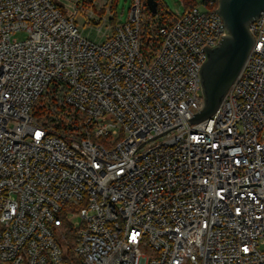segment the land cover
Segmentation results:
<instances>
[{
  "label": "built area",
  "instance_id": "obj_1",
  "mask_svg": "<svg viewBox=\"0 0 264 264\" xmlns=\"http://www.w3.org/2000/svg\"><path fill=\"white\" fill-rule=\"evenodd\" d=\"M86 1L0 0V264H264V187L239 188L264 186V12L192 124L217 0H133L103 44L78 33Z\"/></svg>",
  "mask_w": 264,
  "mask_h": 264
},
{
  "label": "water",
  "instance_id": "obj_2",
  "mask_svg": "<svg viewBox=\"0 0 264 264\" xmlns=\"http://www.w3.org/2000/svg\"><path fill=\"white\" fill-rule=\"evenodd\" d=\"M153 14H157L158 1L147 0ZM217 14L222 18L226 35L220 43L206 49V61L201 68L204 103L192 118L198 124L212 117L230 87L244 68L255 44L252 24L264 12V0H218ZM261 186V183L239 185Z\"/></svg>",
  "mask_w": 264,
  "mask_h": 264
},
{
  "label": "rangeland",
  "instance_id": "obj_3",
  "mask_svg": "<svg viewBox=\"0 0 264 264\" xmlns=\"http://www.w3.org/2000/svg\"><path fill=\"white\" fill-rule=\"evenodd\" d=\"M204 1L196 0L199 7H203ZM74 2L75 0H57L62 9L64 7L71 9ZM160 2L164 11L170 15H181L185 11L183 0H160ZM132 3L133 0H115L113 6V0H87L85 8L75 20L78 33L94 44H103L114 34L117 25L128 22ZM27 35L26 32H18L14 38L21 41L25 40ZM262 248L264 249V246Z\"/></svg>",
  "mask_w": 264,
  "mask_h": 264
},
{
  "label": "trees",
  "instance_id": "obj_4",
  "mask_svg": "<svg viewBox=\"0 0 264 264\" xmlns=\"http://www.w3.org/2000/svg\"><path fill=\"white\" fill-rule=\"evenodd\" d=\"M54 1L56 2V0H54ZM157 1H158V11H157V14H153L150 11V9L148 8V6H147V14H149L152 17H154V16H167L168 12L164 11L163 6L161 5L160 0H157ZM183 2L185 4V10L198 6L196 0H183ZM114 3H115V0H113V6H114ZM57 5H58V3H57ZM216 6L218 7V0L216 2ZM99 23H97V24H99Z\"/></svg>",
  "mask_w": 264,
  "mask_h": 264
}]
</instances>
